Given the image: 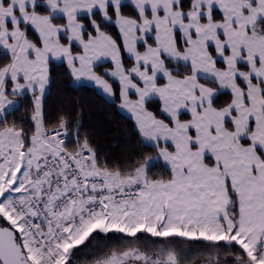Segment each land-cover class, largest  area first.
I'll return each instance as SVG.
<instances>
[{
	"label": "snow or ice",
	"instance_id": "obj_1",
	"mask_svg": "<svg viewBox=\"0 0 264 264\" xmlns=\"http://www.w3.org/2000/svg\"><path fill=\"white\" fill-rule=\"evenodd\" d=\"M56 61L153 152L46 123ZM0 264H264V0H0Z\"/></svg>",
	"mask_w": 264,
	"mask_h": 264
},
{
	"label": "trees",
	"instance_id": "obj_2",
	"mask_svg": "<svg viewBox=\"0 0 264 264\" xmlns=\"http://www.w3.org/2000/svg\"><path fill=\"white\" fill-rule=\"evenodd\" d=\"M124 11L126 14H133L131 6L126 7ZM111 32L119 39L114 27L111 28ZM124 61L126 65L131 63L128 59ZM108 66V63L100 64L97 70L100 72ZM113 83L117 88V84ZM227 98L226 95H221L218 103H223ZM44 113L46 123L50 125L55 124L61 115L67 116L73 127L78 122L81 135L87 136L110 164L134 159L142 152L147 154L153 152L151 147L140 142L133 121L118 109L115 101H108L92 86L73 85L63 63L53 64L52 80L44 99ZM30 117L31 106L28 94L21 100L18 110L11 112L8 119L23 122L25 128H31ZM159 171L161 169L153 168L154 173ZM130 240L131 238L107 240L102 246L122 247Z\"/></svg>",
	"mask_w": 264,
	"mask_h": 264
},
{
	"label": "crops",
	"instance_id": "obj_3",
	"mask_svg": "<svg viewBox=\"0 0 264 264\" xmlns=\"http://www.w3.org/2000/svg\"><path fill=\"white\" fill-rule=\"evenodd\" d=\"M104 62H107L109 65H110V61H104ZM54 63H63V62H60V61H56ZM101 64H103V62H100ZM64 64V63H63ZM65 65V64H64ZM100 64L98 63L97 66H99ZM66 67V65H65ZM67 69V68H66ZM69 73V72H68ZM70 75V74H69ZM70 78H71V82L72 84L75 86H78V85H89V86H92L93 88H95L103 97H105L108 101H115L117 103V107L118 109L124 114L126 115L127 117L130 118V114L126 111V110H123L119 107V99H118V96L117 97H109L106 93L103 92V90L101 88H99L97 85H95L94 82H91V81H88V80H80V81H76L71 75H70ZM118 89V87H117ZM30 95V94H29ZM131 119V118H130Z\"/></svg>",
	"mask_w": 264,
	"mask_h": 264
},
{
	"label": "rangeland",
	"instance_id": "obj_4",
	"mask_svg": "<svg viewBox=\"0 0 264 264\" xmlns=\"http://www.w3.org/2000/svg\"><path fill=\"white\" fill-rule=\"evenodd\" d=\"M128 2V0H125V3H127ZM117 31V30H116ZM124 59H128V60H130L131 61V59L127 56V53H125L124 54ZM105 63H107V62H103V64H105ZM99 64H101V63H99ZM129 65H130V63H129ZM110 66V65H109ZM108 66V67H109ZM108 67H104L103 69H101V73L106 69V68H108ZM115 82V81H114ZM72 83V82H71ZM116 84H117V87H118V82H115ZM75 85V84H74ZM48 89V88H47ZM47 91V90H46Z\"/></svg>",
	"mask_w": 264,
	"mask_h": 264
}]
</instances>
